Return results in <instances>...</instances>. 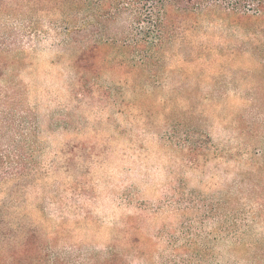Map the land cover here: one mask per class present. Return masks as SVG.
<instances>
[{
  "label": "rangeland",
  "instance_id": "rangeland-1",
  "mask_svg": "<svg viewBox=\"0 0 264 264\" xmlns=\"http://www.w3.org/2000/svg\"><path fill=\"white\" fill-rule=\"evenodd\" d=\"M171 25L144 66L108 47L78 66L46 20L5 61L0 91L35 118L39 166L26 185L0 187V255L264 264V16L214 4ZM235 213L243 221L225 236L220 222Z\"/></svg>",
  "mask_w": 264,
  "mask_h": 264
},
{
  "label": "trees",
  "instance_id": "trees-1",
  "mask_svg": "<svg viewBox=\"0 0 264 264\" xmlns=\"http://www.w3.org/2000/svg\"><path fill=\"white\" fill-rule=\"evenodd\" d=\"M214 4L240 18L264 16V0H0V69L8 58L13 64L18 61L25 45L36 42L42 20L64 47H77L78 66L92 65L91 53L104 47L120 62L131 55L135 66H144L157 60L173 38L171 20L202 13ZM7 99L0 91L5 109L0 111V187L9 182L24 186L39 166L37 123L6 107ZM242 221L240 214H225L220 222L223 234L236 235ZM11 251L0 255V264H33L24 257L18 259L15 248ZM20 252H27V241Z\"/></svg>",
  "mask_w": 264,
  "mask_h": 264
}]
</instances>
